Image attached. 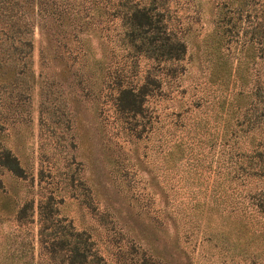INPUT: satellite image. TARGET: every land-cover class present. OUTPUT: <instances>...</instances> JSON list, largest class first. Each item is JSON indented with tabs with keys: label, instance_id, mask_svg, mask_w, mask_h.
<instances>
[{
	"label": "rangeland",
	"instance_id": "obj_1",
	"mask_svg": "<svg viewBox=\"0 0 264 264\" xmlns=\"http://www.w3.org/2000/svg\"><path fill=\"white\" fill-rule=\"evenodd\" d=\"M155 2L187 46L182 61L125 42L102 54L90 31L78 37L95 59L73 56L52 36L50 5L28 4L30 52L1 66L0 159L10 151L24 174L0 165V264H53L38 242L44 201L107 264H264V50L240 30L264 23V0L238 35L223 34L221 0ZM113 44L125 85L157 83L142 115L120 114L97 71ZM25 202L32 218L19 225Z\"/></svg>",
	"mask_w": 264,
	"mask_h": 264
},
{
	"label": "trees",
	"instance_id": "obj_2",
	"mask_svg": "<svg viewBox=\"0 0 264 264\" xmlns=\"http://www.w3.org/2000/svg\"><path fill=\"white\" fill-rule=\"evenodd\" d=\"M155 1L151 0L148 4H141V0H78L80 10L76 12H72L74 10L72 3L69 1L67 4L66 0H40V5L44 3L50 5L51 11L47 17L53 23L58 24L54 27L52 36L68 54L72 53L73 56L92 55L95 59L93 50L88 53L89 40L82 43L79 38L80 32L90 31L99 39L102 54L106 47L103 44L115 42L121 45L125 42L130 44L135 52H141L155 61L162 63L182 61L185 58L187 46L182 40H174L171 37L165 21V16H167L165 10L159 8V3ZM31 2L32 0H0V70L4 60L21 59L30 52L32 39L26 8ZM220 3L222 16L218 22L228 24L222 30L223 34L234 32L238 35L241 21L244 18L249 21L257 16L255 7L258 4L257 0H221ZM99 4H108L112 7L111 9L101 8ZM66 5L68 8L65 10L63 6ZM62 25L65 28H60ZM113 25L118 29L115 33H111L116 29ZM67 27L69 29H66ZM249 29L240 28L243 33L250 32V41L259 44L264 50V39H261L264 38V23L256 24ZM220 40H216L215 43L221 44ZM10 41L18 44H11L13 48L1 46L2 44L8 45ZM112 46L109 63L114 62L113 65L104 66L101 59L105 56H102L95 60L98 61L97 71L108 76V84L115 92V105L120 114L131 115V117L142 115L151 90L149 85L154 86L157 83L155 79L147 77L139 86L132 83L125 85L122 80L123 71L116 58L118 54L115 52V44ZM55 53L58 51L56 50ZM131 72H135L134 65ZM3 73L4 76L0 79H4L2 82H5L11 74L7 71ZM144 130L142 129V132ZM0 165L17 176L21 177L24 174L18 159L8 150L3 151ZM31 210L30 202H25L19 208L16 215L19 225L31 221ZM38 210V242L43 252L48 255L50 262L53 264H107L97 253L90 236L84 231L76 230L65 218L59 217L50 201L41 202Z\"/></svg>",
	"mask_w": 264,
	"mask_h": 264
}]
</instances>
